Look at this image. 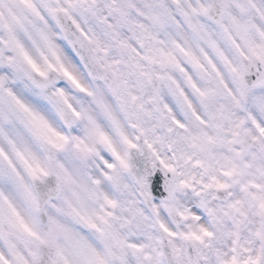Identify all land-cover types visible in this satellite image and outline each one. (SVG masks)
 I'll return each instance as SVG.
<instances>
[{"label":"snow or ice","instance_id":"obj_1","mask_svg":"<svg viewBox=\"0 0 264 264\" xmlns=\"http://www.w3.org/2000/svg\"><path fill=\"white\" fill-rule=\"evenodd\" d=\"M0 264H264V0H0Z\"/></svg>","mask_w":264,"mask_h":264}]
</instances>
